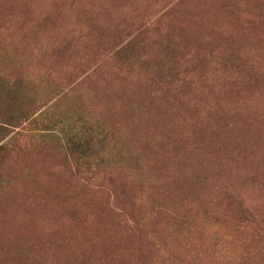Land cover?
I'll return each mask as SVG.
<instances>
[{
  "label": "rangeland",
  "instance_id": "374dc122",
  "mask_svg": "<svg viewBox=\"0 0 264 264\" xmlns=\"http://www.w3.org/2000/svg\"><path fill=\"white\" fill-rule=\"evenodd\" d=\"M4 110L108 137H7L0 264H264V0H0Z\"/></svg>",
  "mask_w": 264,
  "mask_h": 264
},
{
  "label": "trees",
  "instance_id": "16d2710c",
  "mask_svg": "<svg viewBox=\"0 0 264 264\" xmlns=\"http://www.w3.org/2000/svg\"><path fill=\"white\" fill-rule=\"evenodd\" d=\"M14 86H17V83H14ZM12 88L9 87V90L11 91ZM33 116L28 117L23 113L14 115L7 110L2 111L0 114V173L5 166L4 154L8 148L7 137L15 130L17 132L22 130L21 128L25 125L37 124L43 128V131L54 133H56V127L60 125L61 130L59 135L56 133V139L64 146L69 155L76 160L77 174H91L92 167L88 165L87 161L93 157L98 159V155L101 153L100 150L105 145L108 135L102 130L91 128L84 121L78 124L75 129L60 122L56 123L54 119L49 121L41 120L42 115ZM3 139L5 143L2 142Z\"/></svg>",
  "mask_w": 264,
  "mask_h": 264
}]
</instances>
